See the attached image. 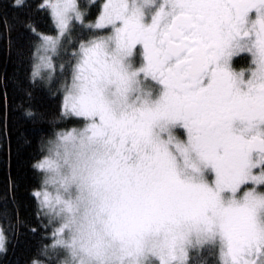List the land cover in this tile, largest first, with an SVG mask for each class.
<instances>
[{
    "label": "snow or ice",
    "instance_id": "1",
    "mask_svg": "<svg viewBox=\"0 0 264 264\" xmlns=\"http://www.w3.org/2000/svg\"><path fill=\"white\" fill-rule=\"evenodd\" d=\"M38 7L58 35L27 25L42 41L32 86L52 79L63 39L62 117L85 123L41 141L32 264H190L204 243L223 264H264V188H251L264 186V0H107L94 22L75 0ZM241 52L247 71L232 66Z\"/></svg>",
    "mask_w": 264,
    "mask_h": 264
},
{
    "label": "trees",
    "instance_id": "2",
    "mask_svg": "<svg viewBox=\"0 0 264 264\" xmlns=\"http://www.w3.org/2000/svg\"><path fill=\"white\" fill-rule=\"evenodd\" d=\"M101 2L76 0L87 22L96 20ZM27 3L28 8L17 11L11 7L12 0H0V229L5 247L0 252V264H32L44 247L42 237L31 231L41 216L39 201L33 193L44 189L41 174L33 165L45 158L42 139L47 141L55 133L79 129L84 123L80 118L62 117L64 81L57 77L60 64L66 62L65 49L71 47L63 39L52 56L56 68L52 79H45L40 87L32 86L35 54L42 41L34 38L27 25L31 23L42 35L56 36L58 30L49 11L38 7L43 0ZM72 25L78 32L79 23L73 21ZM70 55L71 51L67 53ZM66 83L71 84V73ZM27 110L43 113L44 118L33 122L25 115ZM57 226H49V239ZM189 261L221 264L217 247L209 244L191 252Z\"/></svg>",
    "mask_w": 264,
    "mask_h": 264
},
{
    "label": "flooded vegetation",
    "instance_id": "3",
    "mask_svg": "<svg viewBox=\"0 0 264 264\" xmlns=\"http://www.w3.org/2000/svg\"><path fill=\"white\" fill-rule=\"evenodd\" d=\"M232 66H233V69L235 71H241V70L247 71L248 69L251 68V56H250V54L246 53V52H241V53L237 54L236 56L233 57ZM182 131H183L182 129L177 130V132H176L177 137L180 139L186 140L187 139L186 134L184 136L179 135V133ZM254 172L256 174H259L258 169L254 170ZM251 188H254L256 191L259 192V191H261L262 188H264V186L252 185ZM242 190H249V186H242Z\"/></svg>",
    "mask_w": 264,
    "mask_h": 264
},
{
    "label": "rangeland",
    "instance_id": "4",
    "mask_svg": "<svg viewBox=\"0 0 264 264\" xmlns=\"http://www.w3.org/2000/svg\"><path fill=\"white\" fill-rule=\"evenodd\" d=\"M102 2V5H101V10H100V12L103 10V4L105 3V2H107V0H101ZM43 2H44V0H43ZM52 2L53 3H55V2H57V0H52ZM75 3H76V0H75ZM77 4V3H76ZM49 13H50V11H49ZM50 15H51V13H50ZM99 15H100V13H99ZM99 15H98V17H99ZM52 17V16H51ZM98 17L96 18V19H98ZM54 22V21H53ZM55 24V23H54ZM105 34H108L107 32L105 33ZM57 35H58V33H57ZM56 35V36H57ZM58 46V45H57ZM39 47H40V45H39ZM38 47V48H39ZM53 54L54 53H49V55L51 56V58H52V56H53ZM39 63V60H38V58H37V51H36V54H35V65L36 64H38ZM47 73V70H42V72H41V74L42 75H44V74H46ZM65 95H66V93H65ZM63 110H64V108H63ZM77 118V117H76ZM80 119H82V118H80ZM83 120V119H82ZM85 123V122H84ZM84 123H83V127H84ZM83 127H81V128H79V129H77V130H82L83 129ZM73 129H71V130H69V132L70 131H72ZM44 159V158H43ZM46 189H43V191H45ZM58 227V226H57ZM0 232H1V229H0ZM207 244H209V243H204V244H202V245H199V246H197L195 249H190L189 250V253H188V257H189V255H190V253L191 252H193L194 250H196V249H198V248H200V247H202L203 245H207ZM209 245H213V244H209ZM216 247H217V249H218V251H219V256H220V261H221V264H223V260H222V258H221V253H220V248H219V245L217 244V245H215ZM148 264H159V260H158V258H156V257H149L148 258Z\"/></svg>",
    "mask_w": 264,
    "mask_h": 264
}]
</instances>
